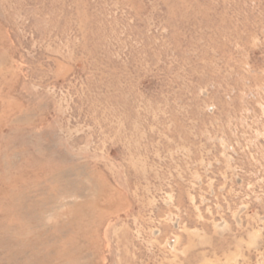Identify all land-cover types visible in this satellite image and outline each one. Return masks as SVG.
<instances>
[{
    "label": "rangeland",
    "instance_id": "1",
    "mask_svg": "<svg viewBox=\"0 0 264 264\" xmlns=\"http://www.w3.org/2000/svg\"><path fill=\"white\" fill-rule=\"evenodd\" d=\"M0 264H264V0H0Z\"/></svg>",
    "mask_w": 264,
    "mask_h": 264
}]
</instances>
